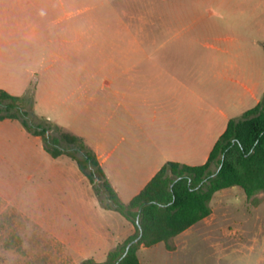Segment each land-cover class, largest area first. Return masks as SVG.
Returning <instances> with one entry per match:
<instances>
[{
	"label": "rangeland",
	"instance_id": "374dc122",
	"mask_svg": "<svg viewBox=\"0 0 264 264\" xmlns=\"http://www.w3.org/2000/svg\"><path fill=\"white\" fill-rule=\"evenodd\" d=\"M52 1L45 13L31 16L15 0H0V89L25 97L32 124L52 135L60 130L82 137L93 152L104 154L124 135L111 160L120 149L152 135L159 123L149 77H139L138 68L120 72L125 40L168 38L161 26L170 11L186 22L195 20L191 29L172 35L199 40L183 55L172 53L176 75L192 84L197 72L205 76L213 66L216 15L230 18L232 9H264V0ZM247 32L264 57V33L251 24ZM180 160L202 162L200 157ZM258 197L257 204L249 203L240 187L216 192L207 220L178 235L173 251L160 243L140 253L142 264H264V196ZM102 199L74 160L65 154L51 157L20 120L0 121V264H56L54 250L60 247L71 261L103 262L102 253L86 247L91 237L106 228L123 231L127 222L103 208ZM25 242L23 259L17 261Z\"/></svg>",
	"mask_w": 264,
	"mask_h": 264
},
{
	"label": "crops",
	"instance_id": "0c3cea01",
	"mask_svg": "<svg viewBox=\"0 0 264 264\" xmlns=\"http://www.w3.org/2000/svg\"><path fill=\"white\" fill-rule=\"evenodd\" d=\"M245 1L242 4H247ZM15 4L21 11L33 16L45 13L48 4L52 5L53 1L15 0ZM258 9H232L230 18L216 15V55L210 59L214 63L205 76L203 71L197 72L193 85L176 75L172 53L189 51L199 40L190 37L179 39L172 35L176 30L191 29L195 20L186 22L170 11L166 23L161 26L167 29L168 38L149 41L134 38L124 41L126 48L120 46L118 61L121 63V74L127 75L133 68H138L139 77H149L154 98L152 106L159 115L157 130L152 135H146L141 143L135 140L127 149H120L112 160L115 151L125 142L124 135L118 136L114 146L104 154L99 153L97 148L94 152L108 182L123 203H128L137 195L166 162L190 166L205 163L213 145L225 131L228 120L241 116L260 102L264 95V57L256 51L258 42L254 34L247 32L251 24L258 34L264 33V9L257 12ZM29 27L35 29L34 24ZM229 29L231 31L226 32ZM144 63H149V67ZM207 84L213 86L205 87ZM180 157H200L202 162H184ZM126 222L123 231L111 233L106 228L95 233L86 247L102 253L106 260L109 252L133 234L134 227ZM78 243L77 247L83 251L84 247H79ZM152 247L140 246L138 249L141 264L140 253ZM54 252L56 264H80L90 258L95 261L92 257L71 261L62 247Z\"/></svg>",
	"mask_w": 264,
	"mask_h": 264
},
{
	"label": "trees",
	"instance_id": "16d2710c",
	"mask_svg": "<svg viewBox=\"0 0 264 264\" xmlns=\"http://www.w3.org/2000/svg\"><path fill=\"white\" fill-rule=\"evenodd\" d=\"M25 100L24 96L0 89V121L20 120L29 134L40 138L51 157L65 154L74 160L89 183L103 195V208L118 212L134 227L133 234L109 252L104 262L90 258L80 264H141L137 256L140 246L161 243L173 251L179 234L211 214L210 201L216 192L240 187L252 204L261 200L258 195L264 196V95L253 108L228 120L205 163L190 166L166 162L128 203L118 198L83 139L60 130L59 136L52 135L47 127L32 124L24 108ZM139 235L138 242L125 253L127 244Z\"/></svg>",
	"mask_w": 264,
	"mask_h": 264
},
{
	"label": "clouds",
	"instance_id": "9594fccd",
	"mask_svg": "<svg viewBox=\"0 0 264 264\" xmlns=\"http://www.w3.org/2000/svg\"><path fill=\"white\" fill-rule=\"evenodd\" d=\"M26 249H27V243L25 242V243H23V244L21 245V249H20V251L16 252V254H15V260H17V261L22 260V259H23V252H24V250H26Z\"/></svg>",
	"mask_w": 264,
	"mask_h": 264
},
{
	"label": "water",
	"instance_id": "95a60500",
	"mask_svg": "<svg viewBox=\"0 0 264 264\" xmlns=\"http://www.w3.org/2000/svg\"><path fill=\"white\" fill-rule=\"evenodd\" d=\"M140 239V235L135 238L134 240L130 241L127 246H126V249H125V253H127L128 249L130 248L131 245H133L134 243L138 242V240Z\"/></svg>",
	"mask_w": 264,
	"mask_h": 264
}]
</instances>
